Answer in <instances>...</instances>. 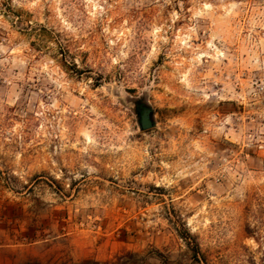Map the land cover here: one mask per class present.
Here are the masks:
<instances>
[{
  "label": "rangeland",
  "instance_id": "obj_1",
  "mask_svg": "<svg viewBox=\"0 0 264 264\" xmlns=\"http://www.w3.org/2000/svg\"><path fill=\"white\" fill-rule=\"evenodd\" d=\"M240 3L0 0V264H264V0Z\"/></svg>",
  "mask_w": 264,
  "mask_h": 264
},
{
  "label": "clouds",
  "instance_id": "obj_2",
  "mask_svg": "<svg viewBox=\"0 0 264 264\" xmlns=\"http://www.w3.org/2000/svg\"><path fill=\"white\" fill-rule=\"evenodd\" d=\"M238 7L241 9L242 12H246L250 6L247 5L246 0H241V3L238 5ZM222 67H226V66H222ZM208 95L215 97L216 93L209 91ZM205 99H207V96H202L201 98L194 99L192 103L202 104ZM259 114L264 115V110H262L261 113ZM223 122H227V121H223ZM259 131L264 132V125L260 126ZM137 262L138 264H166V261L162 257L157 256L155 254L152 255L141 254L140 256L137 257Z\"/></svg>",
  "mask_w": 264,
  "mask_h": 264
},
{
  "label": "water",
  "instance_id": "obj_3",
  "mask_svg": "<svg viewBox=\"0 0 264 264\" xmlns=\"http://www.w3.org/2000/svg\"><path fill=\"white\" fill-rule=\"evenodd\" d=\"M134 106L137 116L138 128L140 130H145L153 127L155 122L153 119L152 107L149 104L143 102L141 99L135 101Z\"/></svg>",
  "mask_w": 264,
  "mask_h": 264
},
{
  "label": "trees",
  "instance_id": "obj_4",
  "mask_svg": "<svg viewBox=\"0 0 264 264\" xmlns=\"http://www.w3.org/2000/svg\"><path fill=\"white\" fill-rule=\"evenodd\" d=\"M195 250H194V252H196L197 251V246L195 245V248H194Z\"/></svg>",
  "mask_w": 264,
  "mask_h": 264
}]
</instances>
